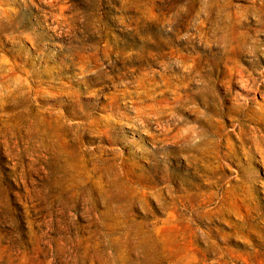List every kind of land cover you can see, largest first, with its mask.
Instances as JSON below:
<instances>
[{
  "label": "rangeland",
  "instance_id": "rangeland-1",
  "mask_svg": "<svg viewBox=\"0 0 264 264\" xmlns=\"http://www.w3.org/2000/svg\"><path fill=\"white\" fill-rule=\"evenodd\" d=\"M185 1L167 10L164 0H0V73L16 64L34 73L32 88L0 100V264H264V163L191 168L192 151L152 138L161 125L144 122L120 90L156 71L152 95L138 88L143 105L184 93L183 70L165 82L159 61L206 52L190 44L193 24L173 31L164 21ZM255 36L264 42V31ZM120 50L148 60L125 65ZM120 73L130 83L115 87L109 77ZM20 110L38 126L19 125ZM207 115L190 95L168 117L204 129ZM235 123L224 118L228 129Z\"/></svg>",
  "mask_w": 264,
  "mask_h": 264
},
{
  "label": "bare ground",
  "instance_id": "bare-ground-1",
  "mask_svg": "<svg viewBox=\"0 0 264 264\" xmlns=\"http://www.w3.org/2000/svg\"><path fill=\"white\" fill-rule=\"evenodd\" d=\"M164 1L166 2L164 9L170 10L179 0ZM250 1L249 5L236 7L231 0H187L181 3L180 8L174 13H165L164 21L172 24L173 31L193 24L196 31L188 35L190 44L196 46L201 43L206 50L205 53L196 50V54H186L180 50L170 51L168 57V52L160 53L162 58L159 62L164 67L161 76L165 82L175 75L170 71L176 68L183 70L179 77L184 84H177V87L183 89L184 93L177 91L174 102L167 97L161 101L156 100L148 104L149 106L142 104L143 94L138 88L145 87L148 96L152 95L159 86L156 71L153 73L148 71L147 74L137 76L135 81L139 83L133 90L120 89L124 97L136 98L133 111L138 116L147 114L144 122L148 124L150 118L155 117L156 122L161 125V133H152V138L165 143L162 145L165 149L169 147L168 139L177 138L176 147L180 145L181 150L192 151L187 154L189 158L187 164L191 168L202 166L212 171L216 163L222 161L229 163L235 160L243 165L242 158L247 160V164L257 161L264 163V127L250 124L255 121L264 123V58L260 60V56L264 57V42H259L255 36L264 31V0ZM196 7H200L199 10ZM59 16L64 20L68 19L63 7ZM154 21H160L159 17L155 16ZM57 26L60 27V23ZM144 26L152 27L150 24ZM27 34L36 37L35 32L29 31ZM117 43L120 46V42ZM153 44L161 45L160 42ZM118 53L125 65L130 62L142 65L148 60L144 54L132 56L121 50ZM246 56H249V59H245ZM244 60L248 62L249 67L244 66ZM143 70L144 66H140V71ZM121 75L123 74L109 77L115 87L121 82L125 85L130 83L121 80ZM32 76L33 72L20 70L18 64L3 68L0 73V100L6 102L17 93L19 95L24 93L26 91L24 88H32ZM191 80L195 83L193 89L188 86ZM233 85L239 86L243 92L235 93L232 90ZM190 95L215 113V116L207 115L204 129H197L195 126L178 127L171 117H168L179 98ZM119 96L120 93L115 91L112 99H118ZM230 101L231 103L227 105L226 103ZM19 113H21L19 125L29 124L30 128L38 126L34 122L29 123V117L24 115V110H20ZM165 114L164 122L162 118ZM228 114H232L233 119L237 120L234 127L229 129L224 124V118ZM175 129L177 132L173 134ZM2 134L3 128L0 125V135ZM234 137L236 140H233ZM181 173L191 174V170L183 167Z\"/></svg>",
  "mask_w": 264,
  "mask_h": 264
}]
</instances>
